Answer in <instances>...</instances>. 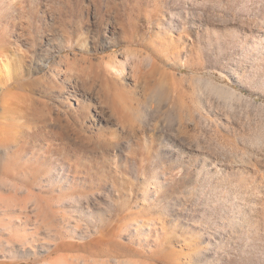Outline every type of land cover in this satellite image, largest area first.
Returning a JSON list of instances; mask_svg holds the SVG:
<instances>
[{
  "label": "rangeland",
  "instance_id": "rangeland-1",
  "mask_svg": "<svg viewBox=\"0 0 264 264\" xmlns=\"http://www.w3.org/2000/svg\"><path fill=\"white\" fill-rule=\"evenodd\" d=\"M260 46L264 0H0V264H264Z\"/></svg>",
  "mask_w": 264,
  "mask_h": 264
},
{
  "label": "bare ground",
  "instance_id": "bare-ground-1",
  "mask_svg": "<svg viewBox=\"0 0 264 264\" xmlns=\"http://www.w3.org/2000/svg\"><path fill=\"white\" fill-rule=\"evenodd\" d=\"M182 18V17H181ZM263 46V45H262ZM262 46H260L259 47V49H258V51L254 54L255 55V57H256V59L258 60V61H262V60H264V47H262ZM254 51V50H253ZM253 57V56H252ZM253 60H254V58H253ZM3 70L4 72H5V75H8L9 74V69H8V67H7V64H5V63H3V64H1V62H0V70ZM1 119V118H0ZM8 134V130H7V128H6V126H5V124H4V122H1L0 121V140H2V142H4V143H6V145H11V142L7 139L6 141H3V140H5V136ZM8 138H9V136H7ZM10 139V138H9ZM15 139V138H14ZM11 140V139H10ZM2 142H1V144H2ZM10 142V143H9ZM3 143V144H4ZM6 149H7V147H6ZM237 172V171H236ZM234 176V175H233ZM246 176H247V174H246ZM242 177V176H241ZM238 180V182H239V184L241 185V186H244L245 184H246V180H250V178L247 176V177H245V176H243L242 178H238L237 179ZM262 204H264V202H262ZM238 205V204H237ZM237 207V206H236ZM239 208L241 209V205H238V207H237V209L239 210ZM244 208V207H243ZM252 210V209H251ZM240 211V210H239ZM248 214V213H247ZM239 215V214H238Z\"/></svg>",
  "mask_w": 264,
  "mask_h": 264
}]
</instances>
